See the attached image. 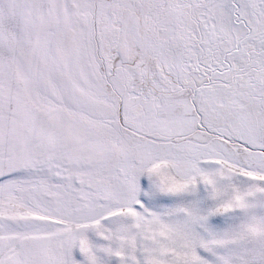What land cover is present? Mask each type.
<instances>
[{
	"label": "snow or ice",
	"instance_id": "obj_1",
	"mask_svg": "<svg viewBox=\"0 0 264 264\" xmlns=\"http://www.w3.org/2000/svg\"><path fill=\"white\" fill-rule=\"evenodd\" d=\"M0 264H264V0H0Z\"/></svg>",
	"mask_w": 264,
	"mask_h": 264
}]
</instances>
